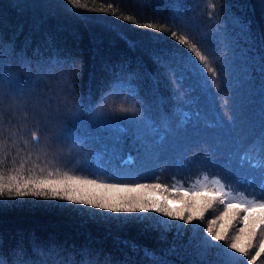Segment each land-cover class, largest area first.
<instances>
[{
	"label": "trees",
	"instance_id": "1",
	"mask_svg": "<svg viewBox=\"0 0 264 264\" xmlns=\"http://www.w3.org/2000/svg\"><path fill=\"white\" fill-rule=\"evenodd\" d=\"M0 264H264V0H0Z\"/></svg>",
	"mask_w": 264,
	"mask_h": 264
},
{
	"label": "rangeland",
	"instance_id": "2",
	"mask_svg": "<svg viewBox=\"0 0 264 264\" xmlns=\"http://www.w3.org/2000/svg\"><path fill=\"white\" fill-rule=\"evenodd\" d=\"M161 7H162V6H161ZM158 10H159V9H158ZM74 190H77V191H79V192L82 193V194H86V191H85V189H84L82 186H76ZM236 254H237V253H232V255L229 256L230 260L236 261V257H235Z\"/></svg>",
	"mask_w": 264,
	"mask_h": 264
}]
</instances>
